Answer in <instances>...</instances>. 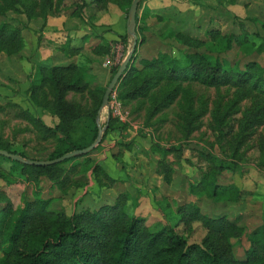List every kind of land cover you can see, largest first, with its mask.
Here are the masks:
<instances>
[{"label": "trees", "instance_id": "1", "mask_svg": "<svg viewBox=\"0 0 264 264\" xmlns=\"http://www.w3.org/2000/svg\"><path fill=\"white\" fill-rule=\"evenodd\" d=\"M100 4L113 3L124 14L132 0H95ZM63 0H0V17L8 14L23 15L26 23L18 21L3 22L0 25V54L6 57H19L25 43L22 31L33 20H42L46 24L48 17L58 13ZM143 0H140L137 11ZM148 12L141 15L142 27L136 29V47L121 79L117 83V100L122 108L136 102L137 110L144 108L151 118L165 111L176 103L179 110L178 119L188 136L201 125L207 108L200 102L197 107L191 91L192 84H200L214 89L232 90L233 98L221 109V102H214L210 112L209 127L219 132L224 138L232 127L233 114L241 113L237 120V139L230 142L235 156L242 145L251 140L264 123V68L254 62L242 66H230L224 58L228 52L240 47L244 39L234 33H222L216 29H206L201 37L173 33L183 47L179 58L167 52L157 53L153 58H140L137 47L146 43L147 26L145 21ZM138 16L136 14V24ZM132 39L127 35L119 36L118 41L101 42L91 49L96 58L113 57L115 46L126 44ZM244 41V42H245ZM70 55L78 51L67 48ZM229 64V65H228ZM120 64L111 70L109 82ZM92 77L87 75L86 68L73 62L65 65H41L35 67L29 76L27 89L28 100L34 108L49 113L58 119L53 127L45 126L27 110L19 105L7 103L0 106V113L10 110L13 117L32 124L45 139L56 140L54 149L47 159L54 160L75 150L90 146L96 139L98 130L97 113L103 93L106 89L92 88ZM108 82V83H109ZM107 83V85H108ZM72 98L68 99V95ZM77 96V98H76ZM249 102L243 111L239 104ZM108 126L102 135L101 142L86 155L72 157L61 163L50 166H28L0 156V162L10 166L7 175L0 169V180H20L33 182L40 190V183L49 181L62 188L68 180L63 166L78 160L86 165L89 155L96 151L109 134L125 130L127 124L110 116ZM260 151H264V140H257ZM0 150L17 154L24 159L21 152L13 150L11 144L0 135ZM161 158L157 161L156 174L166 184L171 180L172 168L164 161L168 153L179 151L178 148L154 147ZM37 160V159H31ZM264 167V156H261ZM219 175L225 167H218ZM92 175H99L114 182L104 171L95 165ZM3 175H2V174ZM209 176L199 185L189 186L192 195L240 194L233 186H220ZM208 180V182H207ZM13 182V180H12ZM11 183V182H10ZM34 186V187H35ZM36 192V191H35ZM31 194H39L38 192ZM21 205L15 207L8 195L0 189V264H264V224L247 235L248 248L241 257L234 253V245L244 236L243 227L238 219L225 215L208 216L194 202L178 205L176 215L178 223L185 230H190L194 223L200 224L205 235L200 243H188L187 238L178 234L175 226L158 224L152 230L142 217L128 216L124 208L129 196L120 194L112 204L102 205L97 209H82L70 215L63 211L50 210L51 198L40 196L27 197L22 194Z\"/></svg>", "mask_w": 264, "mask_h": 264}, {"label": "rangeland", "instance_id": "2", "mask_svg": "<svg viewBox=\"0 0 264 264\" xmlns=\"http://www.w3.org/2000/svg\"><path fill=\"white\" fill-rule=\"evenodd\" d=\"M169 1L143 0V6L150 11L145 21L148 39L144 45L137 47V55L140 58H153L157 53L162 52L179 58L183 47L175 41L174 37L172 39L169 36L173 33H180L186 36L201 37L206 29H216L222 33H234L240 36V39H244V33L247 34L246 41L244 39L245 42L243 41L240 47L238 46L234 51L223 56L231 67L237 63L242 66L247 62H254L264 68V0ZM62 14L77 24L75 27L81 25L78 31L82 30V33L79 34L86 33L84 38L89 36L93 38V34L96 35L98 32L104 31V28L109 27L107 23H115L120 17L125 16L115 4H100L95 0H63L58 13L50 18ZM18 18H22L26 22L23 15L8 14L0 17V25L13 20L20 22ZM28 25H32L31 28H28ZM28 25L22 31L25 46L21 55L6 57L0 54V106L14 102L34 116L37 111L44 112L31 105L23 84L26 82L30 67L32 68L28 62L29 54L35 51L37 46L39 47L36 45L38 42L34 37L41 33L46 24L41 27L42 20H33ZM131 44L130 41H127L126 44L120 43L115 46L113 57L108 56L111 58L108 67L103 66L105 61L102 62V65L101 63L97 65L96 60L91 57L89 49L77 57L75 62L84 68L90 65L99 69L96 75L97 79L95 82L92 80L91 83L92 88L103 89L109 82L112 68L123 62L131 49ZM22 58H26L27 61ZM71 62L75 63L68 61L65 64ZM44 64L52 65V62H44L41 65ZM191 91L194 95L195 107L202 102L207 108V113L201 119L199 128L193 130L188 136L180 125L176 103L169 109L148 118L147 105L144 104V108L138 111L136 109L138 103L133 102L123 108L127 116L125 130L107 135L101 146L89 155V164L79 163L75 168H71L72 163L63 166L67 171L68 180L62 188L46 181L43 186H40L42 188L37 190V186L31 185L33 182L17 178L16 180L12 179L13 182L1 179L0 189L8 195L15 207L21 205L22 194H27L29 198L40 196L51 198L50 210L63 211L66 215L86 208L94 210L102 205L112 204L120 194H125L129 196L124 208L128 216L140 215L146 218L147 226L152 230L158 229L159 226L156 225H160L162 222H167L170 226L176 225V232L187 238L188 243H200L205 235L200 224L194 223L192 228L187 231L182 225H179L176 215L178 205L194 202L208 216L225 215L230 219H238L239 226L244 229V236L234 245V253L237 257H241L245 249L248 248L247 235L264 224V167L261 166V156H264V151L261 153L257 141L260 138L264 140V123L258 128L256 135L242 145L235 156H232L233 148L230 142L234 136V139L238 137L236 136L238 132L237 120L241 118V113L237 111L233 114L232 127L224 138L220 137L218 131H212L209 123L214 102H221L222 109L233 98V91L221 89L217 93L214 89L200 84H192ZM14 93L19 95L18 98L15 95H11L12 97L8 95ZM247 106H249V102H242L239 104V109L243 111ZM107 113L108 110L104 109L100 114L99 125L101 127L106 122ZM0 135L10 142L13 150L37 160L47 159L57 144L56 140L45 139L31 123L15 119L9 109L5 113H0ZM157 146L163 149H179L174 153H168L164 159L174 170V172L172 170L171 178L176 176L175 194H158L159 191L156 192V189L159 188L151 184L149 180L144 185V180L138 181L133 178L136 174L133 177L130 176L131 173L127 175L126 183L130 184L127 191L123 190L120 183L117 184L116 181L112 183L101 175L98 178L92 175L91 169L97 164L102 165L105 162V165L102 166L110 169L111 166L106 165L110 157L114 160V163L111 164L119 170L121 168L123 171H130L134 164L136 166L138 162H142L141 169L149 172L161 158L156 151L152 150ZM78 161L81 162V160ZM219 165L225 169L217 176L215 174L219 171ZM0 169L3 174L7 175L10 166L0 162ZM102 170L104 171V169ZM112 174L116 175L115 170ZM141 175L143 173H140ZM208 176V180H214L223 187H236L241 193L238 194L237 191L236 194L233 192L231 194L220 193L215 196L209 194L199 196L186 192V189L189 191V186L199 185V182L206 180L205 177ZM132 179L134 185L139 183L138 185L143 187L146 194L138 191L140 188L138 189L131 183ZM162 182V186H167L164 180ZM49 185L56 188L50 190L48 189ZM35 191L39 194H31L32 192L36 193Z\"/></svg>", "mask_w": 264, "mask_h": 264}, {"label": "crops", "instance_id": "3", "mask_svg": "<svg viewBox=\"0 0 264 264\" xmlns=\"http://www.w3.org/2000/svg\"><path fill=\"white\" fill-rule=\"evenodd\" d=\"M179 1H185V0H177L176 2H179ZM168 2H170V1L168 0ZM171 3H173V2H171ZM149 11L150 10L147 7L143 6V3H142L141 7L139 8V10L136 13L138 16V23L136 24V29H137V27H142V25H143V23L140 20L141 15H144L145 13H147ZM125 18H126L125 16H122V17H120V19L116 20L115 23H113V22L107 23L108 24L107 26H109V27L104 28V31L98 32V34H96V35L93 34L95 38L94 37L92 38V36H89L88 38L87 37L84 38L86 33L79 34V33H82V30L78 31V28H80L81 25L75 27L77 24H75L71 20H68L65 15L62 14V15H58V16L52 17V18L49 17L46 21V27L41 31V33H39L38 35H36L34 37L36 42H38V43H36V45H39V47L37 46L36 50L29 54L30 59L28 62H30V64L32 65V68L30 67V71H28V76H27L26 82H25V84H23L24 85L23 86L24 91L27 92V89L29 86V76L32 72H34V68L38 64H43L44 62L48 63V61H51L52 65H65V63H67L68 61H74L75 62V59L77 57H79L80 55H82V53L86 52L88 49H89L88 50L89 53H91V49L95 45L100 43L101 39L103 41H106V42L118 41L119 36L123 37L124 35H126V19ZM18 19L21 23H23V24L26 23L24 19H22V18H18ZM103 23H105V22H103ZM103 25H105V24H103ZM31 26L32 25H28L27 27L31 28ZM69 30H74V31H69ZM146 34L147 33H145V35ZM128 41H130V40H128ZM39 42H40V44H39ZM66 42H68L67 45H69L67 48L74 49V50L78 51L75 55H70V53L66 49V47L64 48V50H60V47L64 46V44H66ZM54 44L57 46H55ZM91 57L96 60L97 65L99 63H101V65H102V62L105 60V57L96 58L93 55H91ZM22 59L27 61L26 58H22ZM98 70H97V68H94L90 65L88 67H86L87 75L92 77L91 81L93 80L95 82V79H97L96 75L98 73L97 72ZM100 73H103V71H100ZM10 91L12 93L11 88H10ZM8 95H10V96L15 95V97H17V98L19 96V95H16V93L8 94ZM26 96H27V94H26ZM72 96H73L72 94H69L68 99H71ZM12 100H13V98H12ZM34 117L40 119V121L45 126L50 127V128H53L58 123V119L56 117H53L49 113H46V112L40 113V111H37L36 115H34ZM107 162L108 163L106 165H110L111 166L110 169H107L104 166H102V165H105V162L102 163V165L101 164L100 165L98 164V165L100 167L101 166L103 167V168L102 167L101 168L104 169V171H105L104 173H106V175H108L114 181V183H115V181L117 184L120 183V186L122 187L123 190L127 191L128 185H130L126 182H127V178H128L127 175H129L131 173L132 174V175H130L131 177H133L136 174V176L133 178L137 179L138 181L144 180V185L147 183V180H149L151 184H154L157 188H159V189H156V192L159 191L158 194H175V192H176V188H177L175 186L176 185V179H175L176 176H173L171 178V180H170L169 184H167V186H162L163 185V182H162L163 178L160 175L156 174L157 165L152 166L151 171L145 172L141 169L142 168V162H138V164H136V166L134 164V166L132 167V169H130V171L129 170L123 171V170H121V168L119 170L118 168H115L113 164H111V163H114V160H112V157H110V160H107ZM74 163H77V162H73L71 165H73ZM114 170H115L116 175L112 174V172ZM173 172H174V170H173ZM140 173H143L144 177H143V175L140 176ZM129 179H131V178H129ZM44 183L45 182L40 183V185H43ZM131 183L134 185L133 179L131 180ZM138 184L139 183H136V185H134V186L137 187L138 189L140 188V190H138V191L146 194V191L143 190V187L139 186ZM186 186H189V184H186ZM55 188H56L55 186L51 187L49 185L48 189L54 190ZM186 192L189 193V191L187 189H186ZM129 193H131V192H129ZM135 216L136 217H142L140 215H135ZM142 218H144V217H142ZM144 219L146 220V225H147V219L146 218H144ZM161 224H167V222H162ZM167 225H169V224H167Z\"/></svg>", "mask_w": 264, "mask_h": 264}, {"label": "water", "instance_id": "4", "mask_svg": "<svg viewBox=\"0 0 264 264\" xmlns=\"http://www.w3.org/2000/svg\"><path fill=\"white\" fill-rule=\"evenodd\" d=\"M139 2H140V0H132L130 7L127 11L126 35L132 39L131 49L127 53L123 62L118 67L117 71L115 72V74L111 78L110 82L108 83V85H107V87L103 93L101 105H100L99 111L97 113L98 130H97V136H96L95 141L90 146H88L82 150L72 151V152L67 153V154H65V155H63L57 159H54V160H31V159L27 160V159H24L17 154L8 153L4 150H0V156L7 158V159H10V160L15 161V162H19V163L28 165V166L44 167V166H50L53 164L61 163V162L65 161L69 158H72V157H78V156L86 155L89 152H91L92 150H94V148L96 146L99 145V143L101 142V139H102V135L108 126L107 123H108L109 118H110L109 113H107L106 122H105L104 126L101 127L99 125L100 114H101L102 110H104V109L108 110L107 108H108L109 96H110L111 92L116 88L117 83L119 82L123 73L125 72L127 65L129 64V62L131 60V57L133 55V51L135 50V47L137 44L136 43V40H137V36H136V13H137V8H138Z\"/></svg>", "mask_w": 264, "mask_h": 264}, {"label": "built area", "instance_id": "5", "mask_svg": "<svg viewBox=\"0 0 264 264\" xmlns=\"http://www.w3.org/2000/svg\"><path fill=\"white\" fill-rule=\"evenodd\" d=\"M111 58L105 57V62L103 63L104 67L109 66ZM108 113L109 116H112L114 118H117L121 122H126L127 116L125 115V112L121 106V103L117 100L116 91L113 90L109 96L108 100Z\"/></svg>", "mask_w": 264, "mask_h": 264}]
</instances>
